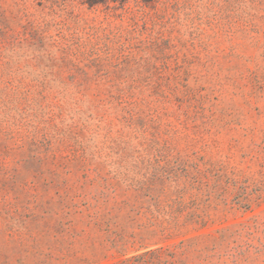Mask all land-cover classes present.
Returning <instances> with one entry per match:
<instances>
[{"label":"rangeland","instance_id":"1","mask_svg":"<svg viewBox=\"0 0 264 264\" xmlns=\"http://www.w3.org/2000/svg\"><path fill=\"white\" fill-rule=\"evenodd\" d=\"M161 247L264 264V0H0V264Z\"/></svg>","mask_w":264,"mask_h":264},{"label":"trees","instance_id":"2","mask_svg":"<svg viewBox=\"0 0 264 264\" xmlns=\"http://www.w3.org/2000/svg\"><path fill=\"white\" fill-rule=\"evenodd\" d=\"M73 0H55L56 3H67ZM132 0H80L83 5L89 8H94L98 6H124ZM145 3H157L160 0H142ZM26 228V226H25ZM29 231V230H28ZM177 255L176 253L168 252L167 249L163 247L154 250H149L140 254L133 255L131 257L123 258L116 262L110 264H176Z\"/></svg>","mask_w":264,"mask_h":264}]
</instances>
